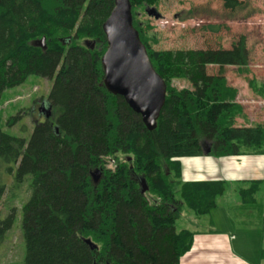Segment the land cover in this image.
Segmentation results:
<instances>
[{
    "label": "trees",
    "instance_id": "trees-1",
    "mask_svg": "<svg viewBox=\"0 0 264 264\" xmlns=\"http://www.w3.org/2000/svg\"><path fill=\"white\" fill-rule=\"evenodd\" d=\"M162 1L130 0L133 25L167 84L157 127L149 130L103 84V24L115 0H0V99L30 75L53 81L51 116L29 140L0 126V163L18 164L19 180L31 178L23 206L24 264H180L195 236L177 230L181 210L206 216L226 190L224 181L183 182L180 159L209 148L216 157L264 154V125L237 124L248 117L238 89L223 75L225 66L248 64L245 40L229 49L157 50L140 11ZM221 1L230 11L246 6L245 0ZM43 37L45 49L34 45ZM82 40L95 41L94 49ZM210 65L219 73L210 75ZM174 80L190 86L179 89ZM107 159L114 168L106 167ZM97 168L103 178L95 186ZM259 188L254 181L242 189L243 200L253 201ZM5 191L0 184V202ZM13 219L14 213L0 219V242Z\"/></svg>",
    "mask_w": 264,
    "mask_h": 264
},
{
    "label": "rangeland",
    "instance_id": "rangeland-1",
    "mask_svg": "<svg viewBox=\"0 0 264 264\" xmlns=\"http://www.w3.org/2000/svg\"><path fill=\"white\" fill-rule=\"evenodd\" d=\"M245 4L242 9L230 11L223 7L221 0H165L158 6H148L156 8L159 18L149 16L148 7L140 11L144 12L140 18L153 27L149 32L156 39L151 40V43L157 50L229 49L244 39L248 49V64L242 67L225 66L223 75L228 85L238 89V94L243 90L239 102L247 109V121L257 124L264 122V101L259 97L264 94V0H245ZM85 41L79 43L84 44ZM219 70L217 65L207 67L210 75L218 74ZM173 83L179 89L190 86L184 80H174ZM52 86V80L34 74L22 84L4 90L0 99L2 129L12 136L29 140L36 124L47 119L41 107H48ZM106 167L114 168L109 161ZM17 169L18 164L6 161L0 163V184L6 186L0 202V219L4 220L14 213L12 227L0 242V264H24L25 261L23 206L31 195V178L26 176L19 180ZM263 192L261 187L257 198ZM234 194L233 190L229 191L225 200L231 203ZM192 216L195 214L183 207L176 221L177 230L192 229Z\"/></svg>",
    "mask_w": 264,
    "mask_h": 264
},
{
    "label": "crops",
    "instance_id": "crops-1",
    "mask_svg": "<svg viewBox=\"0 0 264 264\" xmlns=\"http://www.w3.org/2000/svg\"><path fill=\"white\" fill-rule=\"evenodd\" d=\"M259 97L264 101V94ZM237 120L239 124H254L243 118ZM209 150L201 156L180 159L182 181H224L226 190L207 218L192 216L194 241L180 264H264V192L247 202L240 193L254 181L264 189V154L216 157L209 155ZM231 190L235 194L229 203L225 199Z\"/></svg>",
    "mask_w": 264,
    "mask_h": 264
},
{
    "label": "water",
    "instance_id": "water-1",
    "mask_svg": "<svg viewBox=\"0 0 264 264\" xmlns=\"http://www.w3.org/2000/svg\"><path fill=\"white\" fill-rule=\"evenodd\" d=\"M147 14L159 18L154 7L147 8ZM108 47L101 58L104 70L103 84L106 89L124 98L126 103L139 114L149 130L157 127L167 95V84L154 68L145 44L141 41L138 30L133 25L132 5L130 0H115L111 14L103 24ZM95 41L86 40L84 45L94 49ZM46 48V38L34 43ZM46 118L51 115V106H42ZM208 151V150H207ZM103 178L99 168L91 172V179L96 186ZM142 193L148 190L146 180L141 179ZM85 242L91 249L97 245L90 239Z\"/></svg>",
    "mask_w": 264,
    "mask_h": 264
},
{
    "label": "flooded vegetation",
    "instance_id": "flooded-vegetation-1",
    "mask_svg": "<svg viewBox=\"0 0 264 264\" xmlns=\"http://www.w3.org/2000/svg\"><path fill=\"white\" fill-rule=\"evenodd\" d=\"M45 113V112H44ZM143 194H145V193H143Z\"/></svg>",
    "mask_w": 264,
    "mask_h": 264
}]
</instances>
